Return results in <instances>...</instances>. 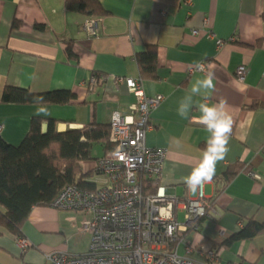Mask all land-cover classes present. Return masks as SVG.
Wrapping results in <instances>:
<instances>
[{"label": "crops", "instance_id": "crops-1", "mask_svg": "<svg viewBox=\"0 0 264 264\" xmlns=\"http://www.w3.org/2000/svg\"><path fill=\"white\" fill-rule=\"evenodd\" d=\"M97 1L101 25L98 36L89 37L82 28L87 16L68 10L66 0H0V138L18 147L34 118L42 120V133L49 121L59 133L109 131L114 114L126 122L134 118L135 97L120 80L139 79L147 97H162L145 137L146 146L166 153L158 189L193 199L198 191H188L183 178L198 163L208 133L195 108L192 119H182L177 107L193 81L212 72L210 102L225 100L233 117L229 151L217 163L212 182L203 185L213 202L209 217L184 234L193 251L186 253L182 244L177 252L205 264H264V0ZM209 32L223 42L221 47L207 37ZM149 47L156 52L153 69L142 74L136 57ZM194 61L205 70L190 73ZM241 66L246 76L240 82L235 74ZM94 77L104 79L91 87ZM5 89L67 91L74 100L46 105L51 114L37 116L33 104L2 101ZM109 143L95 144L93 159L80 162L82 175H91L86 182L96 187L104 180L94 173L93 161L107 153ZM89 218L32 208L20 234L28 250L22 252L18 239L0 229V264H46V254L53 251L86 254L90 235L80 227ZM178 221H183L182 210ZM250 222L263 229L249 238L238 236Z\"/></svg>", "mask_w": 264, "mask_h": 264}, {"label": "built area", "instance_id": "built-area-1", "mask_svg": "<svg viewBox=\"0 0 264 264\" xmlns=\"http://www.w3.org/2000/svg\"><path fill=\"white\" fill-rule=\"evenodd\" d=\"M100 25V18L91 16L82 28L89 37H96ZM206 35L218 47L223 44L212 33ZM201 65L205 70L204 64ZM192 72L201 71L194 68ZM235 76L241 82L246 76L245 68L238 67ZM103 79L92 78L90 86L100 84ZM120 81L135 97L131 106L134 118L126 122L118 113L112 117L109 142L114 149L94 160L92 167L104 180L103 184L94 191L65 187L51 204L56 210L90 215L80 227L90 235L89 250L83 255L53 251L46 254V264H205L180 256L177 248L184 244L186 253L193 251L184 242V234L198 229L200 221L209 217L213 202L206 198L203 186L196 198L188 200L166 194L158 187L154 194H143L145 182L159 181L165 160L164 149L145 144L146 134L152 129L151 113L162 97H147L139 79ZM180 210L182 222L178 221ZM17 245L22 252L29 248L24 238H18Z\"/></svg>", "mask_w": 264, "mask_h": 264}, {"label": "trees", "instance_id": "trees-1", "mask_svg": "<svg viewBox=\"0 0 264 264\" xmlns=\"http://www.w3.org/2000/svg\"><path fill=\"white\" fill-rule=\"evenodd\" d=\"M65 6L87 17L103 14L97 0H66ZM155 54L154 48L149 47L146 53L137 55L142 74L145 70L152 71ZM34 96H42L46 105H67L74 100V95L67 91L33 94L26 90L5 89L2 101L32 104ZM41 123L42 120L38 118L31 120L30 129L18 147L8 145L0 138V229L16 239L20 238L21 227L32 208L51 207L63 188L96 189L94 184L86 182L91 175H82L80 162L93 159V146L109 140L110 130L106 128L59 133L55 130L54 122L49 121L46 132L42 133ZM109 145L107 153L114 149L113 145ZM157 187L156 183L145 182L143 194H154ZM250 225V229L246 228L238 236L249 238L263 229L260 224L250 222L248 227Z\"/></svg>", "mask_w": 264, "mask_h": 264}, {"label": "clouds", "instance_id": "clouds-1", "mask_svg": "<svg viewBox=\"0 0 264 264\" xmlns=\"http://www.w3.org/2000/svg\"><path fill=\"white\" fill-rule=\"evenodd\" d=\"M193 66L197 71H204L198 61H194ZM213 80L212 72H205L203 77H197L191 84L188 94L179 100L177 107V114L182 119H192L190 113L195 108L199 113L196 119L208 133L205 147L200 151L198 163L183 178L187 190L192 193H196L204 184L212 182L217 163L223 161L229 151L233 117L227 110L225 100L210 102L211 94L215 90ZM244 87L246 85L239 90L243 91ZM31 102L35 106V115L51 114L42 96H34Z\"/></svg>", "mask_w": 264, "mask_h": 264}, {"label": "rangeland", "instance_id": "rangeland-1", "mask_svg": "<svg viewBox=\"0 0 264 264\" xmlns=\"http://www.w3.org/2000/svg\"><path fill=\"white\" fill-rule=\"evenodd\" d=\"M86 20V19H85Z\"/></svg>", "mask_w": 264, "mask_h": 264}]
</instances>
